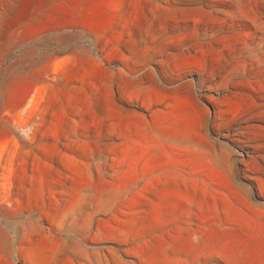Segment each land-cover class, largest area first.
I'll use <instances>...</instances> for the list:
<instances>
[{"label":"rangeland","instance_id":"1","mask_svg":"<svg viewBox=\"0 0 264 264\" xmlns=\"http://www.w3.org/2000/svg\"><path fill=\"white\" fill-rule=\"evenodd\" d=\"M0 264H264V0H0Z\"/></svg>","mask_w":264,"mask_h":264}]
</instances>
